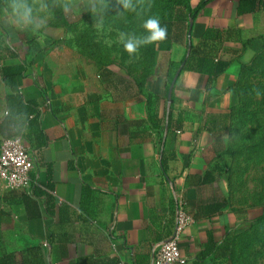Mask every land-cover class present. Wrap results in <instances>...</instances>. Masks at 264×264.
I'll return each mask as SVG.
<instances>
[{
  "label": "crops",
  "instance_id": "1",
  "mask_svg": "<svg viewBox=\"0 0 264 264\" xmlns=\"http://www.w3.org/2000/svg\"><path fill=\"white\" fill-rule=\"evenodd\" d=\"M237 1L210 0L189 31L175 25L155 47L160 73L146 88L111 67L69 58L62 45L44 50V39L62 37L58 28L36 36L34 52L17 37L11 49L18 58L0 61V123L10 93L1 67L24 63L19 92L38 115L18 136L32 154L37 186L0 193V260L149 264L152 246L173 231L179 200L192 218L179 242L182 264H224L223 245L239 218L227 203L217 134L205 123L209 114L229 111L235 62L264 13L238 15ZM208 51L229 62L210 83L181 70L187 54ZM147 99L161 118L157 129L147 121Z\"/></svg>",
  "mask_w": 264,
  "mask_h": 264
},
{
  "label": "rangeland",
  "instance_id": "2",
  "mask_svg": "<svg viewBox=\"0 0 264 264\" xmlns=\"http://www.w3.org/2000/svg\"><path fill=\"white\" fill-rule=\"evenodd\" d=\"M51 2L57 5L63 0ZM66 2L80 3V15L65 14L61 10L65 23L59 24L51 14L47 30L62 31V37L50 41L52 45L67 48L69 58H79L82 64L98 68L111 67L145 88L160 73L155 43L129 55L118 43L117 36L120 31L141 34L144 19L165 17L180 6L182 0H133L135 11L122 15H118L122 8L117 0H94L98 5H108L99 27L96 16L81 0ZM43 34L20 33L18 38L25 40ZM6 39L0 25V42L4 44ZM245 50L235 62L228 128L217 134L223 153L227 203L239 218L227 237L226 264H264V219H257L264 213V13L260 30Z\"/></svg>",
  "mask_w": 264,
  "mask_h": 264
},
{
  "label": "trees",
  "instance_id": "3",
  "mask_svg": "<svg viewBox=\"0 0 264 264\" xmlns=\"http://www.w3.org/2000/svg\"><path fill=\"white\" fill-rule=\"evenodd\" d=\"M209 1L210 0H202L195 8H191L189 5V0H182L180 6L171 10V12L167 16L160 18L161 24L167 27L166 38L170 36L172 28L177 24L185 26L187 31H189L190 22L195 19V16L198 14V12ZM60 11L61 9L59 7H55L54 5L52 14L54 15L55 19L59 22V24H64L65 20L60 14ZM236 12L238 15L264 12V0H238ZM208 38L214 39L216 37L209 36ZM35 39L36 37H30L25 39V42L29 46L28 50L32 52L37 50V47H35L33 44ZM15 41H17V38ZM15 41L14 43H16ZM159 42H155V45H157ZM251 42L252 40L247 42V48H249ZM44 45L45 46L43 47V49L45 50L46 48L50 47V45H52V41H50L49 39H44ZM212 53L213 52L211 51L202 54L199 53V55H197V57L195 58L191 57L190 54H187L181 62V70L195 71L201 74H205L208 76L207 82L210 83L214 77L223 73L229 66V62L214 61ZM18 56L19 54L15 49H11L0 42V61L18 58ZM25 70L26 67L24 63L14 66L1 67L2 82L7 88L10 89V93L6 97L8 108L7 115L0 123V134L1 136H3V138L18 136L20 134L21 128L25 125V123L31 125L38 115L37 105L31 102H23L21 94L19 92V85ZM172 78L169 80V83L171 82ZM146 106L148 112L147 121L150 123V127L152 129L159 128L161 125V118L151 113L150 99H147ZM228 112L209 114L205 123L206 130L214 135L218 134L223 130H226L229 125ZM170 119L171 114H169L168 116L166 128L170 127ZM34 188H36V186L33 187V189ZM257 219H264V213L260 215ZM227 255L228 245L226 239L223 245L222 252L224 264H226L225 260ZM0 264H10V260L8 258L1 259Z\"/></svg>",
  "mask_w": 264,
  "mask_h": 264
},
{
  "label": "clouds",
  "instance_id": "4",
  "mask_svg": "<svg viewBox=\"0 0 264 264\" xmlns=\"http://www.w3.org/2000/svg\"><path fill=\"white\" fill-rule=\"evenodd\" d=\"M86 9L96 16L99 27L102 24L108 5H98L94 0H81ZM122 12L135 11L133 0H117ZM80 3H69L66 0L55 5L63 13H73L80 15ZM53 3L51 0H3L0 3V25L3 26L7 39L5 46L11 48L20 33H30L33 35L43 34L47 31L49 18L52 14ZM141 27V34H134L120 31L117 41L129 55L135 54L141 47L163 41L167 36V27L161 24L156 16H149L144 19Z\"/></svg>",
  "mask_w": 264,
  "mask_h": 264
},
{
  "label": "built area",
  "instance_id": "5",
  "mask_svg": "<svg viewBox=\"0 0 264 264\" xmlns=\"http://www.w3.org/2000/svg\"><path fill=\"white\" fill-rule=\"evenodd\" d=\"M34 160L20 136L3 138L0 143V193H29L37 186L32 178ZM192 223L182 201L175 204V224L171 235L151 249L149 264H182L179 242L185 229Z\"/></svg>",
  "mask_w": 264,
  "mask_h": 264
},
{
  "label": "water",
  "instance_id": "6",
  "mask_svg": "<svg viewBox=\"0 0 264 264\" xmlns=\"http://www.w3.org/2000/svg\"><path fill=\"white\" fill-rule=\"evenodd\" d=\"M175 79H176V77H174V79H173L172 82H171V85H170L169 90H168L169 94H170V92H171V90H172V88H173V84H174V82H175Z\"/></svg>",
  "mask_w": 264,
  "mask_h": 264
}]
</instances>
